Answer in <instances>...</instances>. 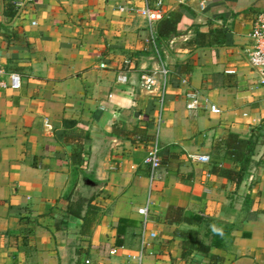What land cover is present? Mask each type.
<instances>
[{
  "label": "crops",
  "instance_id": "crops-1",
  "mask_svg": "<svg viewBox=\"0 0 264 264\" xmlns=\"http://www.w3.org/2000/svg\"><path fill=\"white\" fill-rule=\"evenodd\" d=\"M164 4L186 19L158 44L171 76L161 162L150 181L143 164L150 140L139 134L153 136L157 105L140 74L158 58L138 11L142 0H0L2 62L21 79L19 89L0 91V264H130L139 241L137 209L147 202L156 238L146 264H264V84L246 56L264 0ZM188 23L201 32L223 27L225 40L189 44ZM122 71L125 82L117 81ZM190 90L199 92L197 109L186 107ZM253 131L260 136L238 184L210 173L211 161L187 158L200 152L220 161L224 150L215 139ZM75 151L83 168L72 159ZM88 202L96 211L82 233ZM174 207L197 221L166 220ZM188 230L208 252L182 256L186 237L178 231Z\"/></svg>",
  "mask_w": 264,
  "mask_h": 264
},
{
  "label": "built area",
  "instance_id": "built-area-1",
  "mask_svg": "<svg viewBox=\"0 0 264 264\" xmlns=\"http://www.w3.org/2000/svg\"><path fill=\"white\" fill-rule=\"evenodd\" d=\"M164 0H142V5L138 11L143 16L146 26L149 30L148 41L152 45L153 50L158 58V65L143 71L140 74V86L148 91L154 92L156 97L157 113L154 121L153 136L150 140V146L146 156L143 159V164L148 170L150 181L157 176V171L161 162V146L159 144V132L164 118L165 93L169 85L171 68L169 61L162 55L159 48L158 34L156 31L157 23L167 14L164 7ZM204 2H200V7L203 9ZM125 6H119V10H125ZM251 40L250 45L246 48V56L250 67L257 73V82L264 84V11H259L254 15L252 28L249 32ZM127 68L131 65V59L126 58L124 61ZM104 66V64H101ZM127 80L126 72L122 71L117 75V81L125 82ZM21 87L20 75L15 71L7 70L2 62L0 54V91L5 89L17 90ZM186 107L188 109H197L201 104V98L197 90H190L186 93ZM212 112H219V108L215 105H209ZM187 158L200 164H208L211 160L208 153L193 152L188 153ZM141 216L140 228L138 232V246L130 254V264H146L145 256L152 241L156 238V232L150 228L152 221L150 217L148 202L137 209ZM117 248L110 250V254H115ZM86 263L89 260H85Z\"/></svg>",
  "mask_w": 264,
  "mask_h": 264
},
{
  "label": "trees",
  "instance_id": "trees-1",
  "mask_svg": "<svg viewBox=\"0 0 264 264\" xmlns=\"http://www.w3.org/2000/svg\"><path fill=\"white\" fill-rule=\"evenodd\" d=\"M183 13L184 12L182 10H179L177 12H169L157 23L156 31L158 34V42L161 40H167L173 35L179 33L180 29H182L183 27V22L186 19ZM185 27H191L194 32V36L189 40V44L213 45L221 44L225 40L226 29L223 27H211L207 32H201L196 27L193 28L190 23H188ZM67 124L73 125L75 124V121H67ZM130 133L136 135L137 131L133 130ZM259 136L260 134L257 131H253L251 136L248 138L241 137L235 132H229L224 137L215 139L213 141V146L223 148L224 156H222L220 161L215 158L210 160L211 162L209 163V172L225 177L231 181H235L237 184L240 183L251 166L252 156L255 152V147L258 143ZM63 137L66 139L69 138L68 136L66 137L64 135ZM139 138L149 141L152 139V136L139 134ZM262 142H264V135ZM72 159L80 168H83L85 166V160L82 158L80 151L73 152ZM221 160L228 161L230 163V167H224ZM260 160H264V154L261 156ZM95 211L96 207L91 204V202H88L86 205L85 214L82 217L83 222L80 226V231L82 233L87 232V230L89 229V226L95 215ZM181 213L182 208H171V210L169 209V213L166 215L165 219L172 222H193V220L197 221L195 217H190V215L187 214L181 216ZM178 232L179 234L186 237V239L182 242L183 257L191 253L194 249L203 252L209 251L208 246L200 242L193 241V238L195 237L193 231L188 230ZM210 257L211 260L219 258V256L217 255H211Z\"/></svg>",
  "mask_w": 264,
  "mask_h": 264
},
{
  "label": "water",
  "instance_id": "water-1",
  "mask_svg": "<svg viewBox=\"0 0 264 264\" xmlns=\"http://www.w3.org/2000/svg\"><path fill=\"white\" fill-rule=\"evenodd\" d=\"M87 182H88L89 184H91L92 186H95L91 180H87Z\"/></svg>",
  "mask_w": 264,
  "mask_h": 264
}]
</instances>
